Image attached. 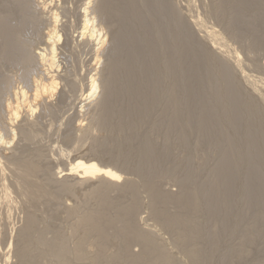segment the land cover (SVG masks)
Here are the masks:
<instances>
[{
  "label": "rangeland",
  "instance_id": "374dc122",
  "mask_svg": "<svg viewBox=\"0 0 264 264\" xmlns=\"http://www.w3.org/2000/svg\"><path fill=\"white\" fill-rule=\"evenodd\" d=\"M20 1L13 0L10 3L9 0H0V7L3 6V9L0 8V17L6 14L4 11L10 13V15H6L8 19L4 15L6 21H10L11 17L14 18H12V22L8 23L7 21L8 26L17 32L16 35L19 33L17 38L22 35L23 39L19 40L24 41L27 49L31 52H34L40 45L44 47L43 38L47 33L45 31L52 27V24H49L52 21L49 14L51 12L58 13L57 10L61 9L62 13L59 11L58 22L62 23H57L59 26L61 25V27L57 25V29L59 28L57 32L63 34V40L60 41L61 46H58L60 50L57 49L56 61L57 66L60 64V68H58L62 72L63 70L67 73L70 72L71 78L73 77L72 81L75 79L73 81L75 86H72L73 89L67 88L65 94L60 96V92L64 89L61 90L63 84H60L59 90L61 91L58 90L50 100V109H46L40 114L39 112L34 114V118L30 117L29 121L32 122L34 119L36 121H33L35 122L36 137L30 143L25 142L20 138L21 136L19 137L18 128H15L20 123L23 124V117L18 120V123H14L17 124L16 126L14 124L11 126L5 110L10 94L14 91L28 87V90L26 89L28 96L30 92H34L33 84L27 78L30 77V72L27 73L28 69L23 68L22 64L15 61V63L13 61L10 63L9 59L6 60L5 57H2L3 55H0V59H3L0 60V63L4 64V68L0 66L1 75L6 71L8 73L4 74L8 76L7 78L11 76L9 78L11 85L6 88L9 87V90L5 89L3 92L0 90V128L2 129H0V138L3 137L7 141L5 153L2 151L3 149L0 150V153L1 157L4 154L6 156L2 157V159L4 158L2 162L5 169L6 185L10 191V199L4 202V208L2 206L0 208V264L22 263L19 262V256H16L20 250L26 248L20 232H23L22 228L28 220V215L32 214L35 227H32L33 239L30 236L29 240L30 242L34 241L33 244L36 242L38 246L32 245V242H29V245L40 255L38 256L35 250H32L35 259L38 257V260H43L44 264L59 263L58 259H52L56 258L55 256L50 257L46 250L44 252L42 250L45 248L42 247V244H45L42 243L43 241L46 242L45 246L48 249L47 244L54 238L57 240L59 234L65 238V242L68 244L69 264H94L93 258H96L98 251L94 246L93 237L83 240L84 237L81 239L84 235L83 228L80 229L79 226L74 228L77 219L84 210L79 205V200L74 199L66 189L62 190L59 185L61 182H72L66 178L65 171L77 158L92 159L102 166L109 165L119 174L121 173V178L117 182L119 187L125 185V189L129 186L135 189L137 205L133 215L134 221L143 230L145 229L144 231L149 237L156 241L159 249L166 254L165 264H264V0H134L133 2H137V5L134 6L141 13L143 21H141L142 19L132 20L133 22L125 21L126 17L123 11L126 8L125 5L119 3V7L116 6L119 10L117 8L114 10L118 14L104 16L106 13L99 11L98 14L102 18L100 19L99 15H96L99 18L95 17L98 12L95 10L98 0ZM26 1L35 4L30 3L31 6ZM88 2L89 9L95 5V9L93 8L95 13L93 12L90 17L92 18L94 15L92 20L96 25L98 24L97 28L101 25L99 28L101 31L104 30V34H102L106 36L104 38L107 39L106 34H111L114 27H121L124 21L129 24L132 22L130 24L132 29L136 26V28L147 27L150 39L156 46L157 54L160 53V56L156 54L154 59L139 54L134 61L129 59V62L125 54L120 58L121 61L118 60L117 64L120 70L118 79L122 83L138 74L141 75L140 77L137 75L139 80L143 78V82H139L138 86L142 87L147 83L151 88H148L146 84V90L144 87L141 88L142 90L138 88L137 96L132 93V96L121 95L115 108L117 112L113 111L108 116L109 119L104 117L106 119L103 121L100 111L97 114V110L100 101L103 100L101 94L103 93V90L101 92L103 77L101 76H104L102 73L104 74L107 68L106 59L110 53L111 35L108 34L110 39H107L105 49L97 43H93L95 46L90 44L91 46L88 47L81 40L80 33L84 26L83 8ZM45 3L47 7L51 6L49 3L53 4L52 8L48 7L47 12ZM39 4L42 8L39 7ZM55 5L56 8L58 5L63 7L56 10ZM148 6L151 10H148L147 13ZM153 6L154 8H151ZM8 7L16 8V10L14 9L13 12L10 9V11ZM43 7L45 8L43 9ZM121 7H124L123 10ZM7 9L10 12L6 11ZM19 9L20 11H18ZM23 9L26 11L25 13L22 12ZM93 9L90 11L92 12ZM53 10L55 11L53 12ZM41 11H45L47 14L44 12L43 14ZM39 15L41 16L39 17ZM148 15L152 17H148ZM18 17L23 18V23L21 20L19 23ZM106 18L112 20L111 22L115 21L114 24L116 23L117 26L111 22L109 24V20L107 22ZM154 21H156L155 25ZM34 22L35 25H33ZM26 23L28 26L23 25ZM140 23L142 24L140 25ZM16 24L21 27L18 29L22 30L17 31ZM151 25L157 30L155 31ZM109 26L114 29L112 30ZM150 27L155 32L151 31ZM62 28L66 31L60 33L63 31ZM30 29L32 30L30 31ZM211 32L214 34L212 36L215 34L220 36L215 37L216 40L222 39L220 42L222 46L213 47L211 37H208V34H212ZM170 33L173 36H170ZM66 35L68 37L63 38ZM41 37L43 38L41 39ZM25 39L28 41L25 42ZM64 39L67 40L66 43H64ZM75 39L79 42L74 41ZM150 39L147 38L148 42ZM134 43H130L128 49L123 46V49L129 51L132 47L138 46V43L131 45ZM98 47L103 48H100L99 51H107V53L101 55V52L97 51ZM169 47L176 49L172 57H177V60L180 61L178 63L174 61L173 65L178 66L181 63L179 67L174 66V70H172L175 76L174 81L170 79V72H165L166 75L168 74V78L161 73L164 80L167 79L168 82L169 79V82L173 83L170 85H168L169 82L167 84L159 77L160 71L163 72L161 58L164 57V53L170 51ZM161 51L164 53L162 54ZM96 55H101V59H105L97 61ZM4 60H6V64L3 63ZM153 62H156L157 70L155 69L156 71L151 73L147 77V82L144 83L145 68L152 65ZM133 63H137L138 69L133 66ZM39 64L37 63L38 68ZM93 67L98 68L97 70L95 68L94 71ZM65 68H68L67 71ZM175 69L178 71L176 72ZM23 70L27 71V76ZM62 72L60 71V73ZM51 73L49 76L59 74ZM96 73L98 74L96 75ZM5 75L3 76L5 77ZM91 76L98 79L101 84L100 90L97 91L96 98L84 102L83 97L86 98L84 93L87 92ZM25 78L26 80L23 81ZM164 83L165 86L167 85L166 87ZM26 85L28 86L26 87ZM173 96L176 97L175 102H173ZM139 97L145 99L142 105L140 104L137 108L142 100ZM57 98L58 100H56ZM75 103L76 105H74ZM82 105L84 106L82 107ZM176 110L178 112L174 116ZM8 123L10 124L7 126ZM12 130L18 134L12 136ZM131 144H135V146H131ZM118 147H123L121 150L124 151L125 156L123 155L120 159L123 160L121 164H114L112 161H114ZM91 149L93 150L91 151ZM95 151L97 152L96 156ZM98 151H101L102 156L98 155ZM37 159L39 161H36ZM34 161L38 162V166L40 163L39 168L41 169L40 172L31 174L25 165ZM61 171L65 172V175L60 174ZM86 184L77 188L79 197L83 192L82 200H85L84 191L89 192L92 185L87 184L85 187ZM184 189L188 190V196L191 195L192 198H189L193 199V195L198 198V207L196 206L193 211L190 208L184 211V215H188V217H186L187 215L184 217L191 218L188 221L190 224L187 223L188 229L197 231L195 240L188 243L183 240L179 229L169 228L171 229L169 230L166 223L156 219L155 212H153V193L179 196ZM119 190L110 189L109 196L113 201L119 199ZM164 208L170 216L178 213V207L173 202L166 203ZM122 226V222L115 224L118 229H121ZM18 239L21 240L20 243H18ZM80 239L85 243L86 249H84L85 252H82L84 258H78L80 257L78 255ZM22 241H24L23 245ZM120 242L123 244V241L120 240ZM143 247L142 243H132L130 252L135 256L141 255L144 253L145 247ZM40 248L42 249L40 250ZM31 249L29 250L31 251ZM40 252H43V256ZM114 252L115 249L112 247L106 249L107 256L114 257ZM189 252L195 254L198 252V254L192 258ZM46 255L50 258L48 259ZM4 258H8L7 263ZM117 259L110 258L109 264H127L126 259V261L124 259L117 261ZM20 261L23 260L20 259ZM22 264L27 263L24 261Z\"/></svg>",
  "mask_w": 264,
  "mask_h": 264
},
{
  "label": "bare ground",
  "instance_id": "6f19581e",
  "mask_svg": "<svg viewBox=\"0 0 264 264\" xmlns=\"http://www.w3.org/2000/svg\"><path fill=\"white\" fill-rule=\"evenodd\" d=\"M10 1V3H11V1H13V0H9ZM20 1V0H19ZM31 1V0H30ZM30 1H26L27 3H28V5L31 3ZM46 1V0H45ZM48 1H50V2H53V1H55V0H48ZM58 1V0H57ZM57 1H55V2H57ZM64 1H66V0H64ZM88 1V0H87ZM91 1V0H90ZM96 1V0H95ZM134 0H121L120 2H119V0H98V3H97V7H96V9L94 8L95 7V5H94V9L95 10H97L96 12H97V14H95V17H96V15H99L98 13H99V11H103L104 13H106V15H104V16H107V14H110V16L112 15V14H114V15H116L115 13H117V11L116 12H114V10H116V6H118V3L119 4H123V5H125V11H123V14H124V16L126 17V19H125V21L126 20H128V21H132V20H136V21H139V20H141L142 18V15H141V13H139L138 12V10L136 9V6H134L137 2H133ZM148 1V0H147ZM146 1V2H147ZM155 1H157V0H155ZM154 1V2H155ZM15 2V1H14ZM21 2V1H20ZM36 2V1H35ZM38 2H40V0L38 1ZM60 2H61V0H60ZM67 2V1H66ZM4 3V2H3ZM6 3V2H5ZM9 3V2H8ZM16 3V2H15ZM15 3H12V4H15ZM25 3V2H24ZM27 3H25V4H27ZM34 3V2H33ZM44 3V2H43ZM63 3V2H62ZM65 3V2H64ZM91 3V2H90ZM94 3V2H93ZM7 4V3H6ZM32 4V3H31ZM30 4V5H31ZM35 4V3H34ZM34 4H32V5H34ZM48 4V3H47ZM51 6L53 5L52 3H49ZM55 4V3H54ZM70 4V3H69ZM96 4V3H95ZM155 4V3H154ZM158 4V3H157ZM156 4V5H157ZM1 5V4H0ZM8 5V4H7ZM15 5H17V4H15ZM21 5H23V4H21ZM31 5V6H32ZM45 5V7H47L46 6V3L44 4ZM43 4H42V6H44ZM64 5V4H63ZM85 5H86V3H85ZM137 5V4H136ZM147 5H149V4H147ZM12 6V5H11ZM38 6V5H37ZM36 6V7H37ZM49 7V8H52V7ZM120 6H122V5H120ZM191 6V5H190ZM10 7V6H9ZM8 7V9L10 10V9H12V7L11 8H9ZM14 7V6H13ZM29 7V6H28ZM39 7H40V4H39ZM45 7H43V9L45 8ZM48 7H47V9H46V12L48 11ZM58 8H56V5H55V9L57 10V9H59L60 7H63L62 5L59 7V5L57 6ZM119 7V6H118ZM149 7V6H148ZM147 7V8H148ZM169 7V6H168ZM1 9H3V6L2 7H0ZM27 8V7H26ZM25 8V9H26ZM40 8H42V7H40ZM90 8H91V5H90ZM92 8V9H93ZM124 8V7H123ZM123 8L121 7V9L123 10ZM138 8H140V7H138ZM145 8H146V6H145ZM151 8H154V6L153 7H151ZM159 8V7H158ZM157 8V9H158ZM1 9H0V11H1ZM6 10V11H9V10ZM15 10H16V8H14ZM14 9H12L13 10V12H14ZM42 9V10H43ZM65 9V8H64ZM84 9V13H83V16H84V20H83V24H84V26H83V29H82V31H81V33H80V38H81V40H83L84 41V43H85V45L87 44L88 45V47L89 46H91L93 43H97L99 46H101V47H104L105 45H106V42H108V38H109V35H111L110 36V38H111V44L110 43H108V44H110V50H109V55H107L108 57H107V59H106V61H107V64H106V62H105V64L107 65H105L107 68H106V70H105V72H104V74L102 73V75H104V76H101V77H103L102 78V81H101V83H102V86L103 87H101V92H102V90H103V93H101L102 94V96H103V100H101L100 101V104L98 105V110H97V114H99L98 112L100 111V113H101V115H102V121H103V119H104V117H108L110 114H112V112L113 111H115V108H116V105H117V101L119 100V97H121V95H131V93L132 94H136V93H138V88H140V90H142L141 88H143L144 87V89L146 90L147 89V87H148V84L146 83L147 81V77L151 74V73H153V72H155L157 69H156V65H155V63L153 62V64L152 65H150L149 67H147V68H145L146 70H145V72H144V77H145V82L144 83H146L147 84V87L145 88V85L146 84H144V86H142V87H139L138 86V84H140V83H142L143 82V78L141 79V80H139V78H137V75L136 76H134V77H131V79H128L126 82L125 81H123V82H125V83H122V81H120L119 79H118V76H120L119 74H120V70L118 69V64H117V62H118V60L120 59V58H122L123 56H125V54H126V56L128 57L127 59H128V61L130 62V60L132 59L133 61H134V59L137 57V55H146L147 57H150V58H153L154 59V57H155V55L157 54V51H156V46H155V44L154 43H152V41H151V39H150V36H149V31H148V29H147V27H143V26H141V27H138V28H136L135 27V25H134V29H132L131 27H130V24H132V22L129 24V22H126V23H124L123 22V25H121V27H119V28H116V27H114V28H112L111 26H109L110 28H112V32H111V34H109V33H107L106 35H107V39L106 38H104V37H106V36H103L102 34H104L103 33V31H101V29L99 28H97V25H96V23L95 22H93V20H92V18L94 17V15H93V17L91 18L90 17V15H92L93 14V12H94V9H93V11L91 12L90 10H92V9H89V2H88V4L86 5V7L85 8H83ZM99 9V10H98ZM118 10H119V8H117ZM142 9V8H141ZM41 10V9H40ZM61 10V9H60ZM60 10H57L58 11V13H59V11ZM63 10V9H62ZM148 10H151L150 9V7H149V9H147V13L149 12ZM169 10V9H168ZM4 11V10H3ZM11 11V10H10ZM9 11V12H10ZM18 11H20V9L18 10ZM34 11H36L35 9H34ZM50 11V10H49ZM55 10H53V12H54ZM64 11V10H63ZM12 12V13H13ZM22 12H26V11H24V9L22 10ZM33 12V11H32ZM31 12V13H32ZM42 12V11H41ZM44 13H46L45 11H43ZM42 12V13H43ZM114 12V13H113ZM150 12H152V11H150ZM161 13H162V11H160ZM4 13H6V14H4L5 16L6 15H10V13H8V12H5L4 11ZM20 13V12H19ZM43 13V14H44ZM57 12H54V13H52L51 12V14H49V15H51V19H52V23L50 22L49 24H52V27H51V29L47 26V28H49L48 30H44L45 32H47V33H45L46 35H45V38H43V37H41V39L43 38L44 40H45V42H44V40H43V45H44V47L43 46H39V48H41L40 50H39V48H35L36 50H37V52H36V50H34V52H31V51H29V49H27V47H26V43H24V41H22V40H19L20 38H22L21 36L22 35H20V38H17V36L19 35V33H18V35H16V33L17 32H15V30L12 28V27H10V26H8V23L9 22H12L13 20H12V18L13 17H11V19H10V21H8V23H7V21L5 20V16L3 15L2 17H0V55H3L2 57L4 58L5 57V59L6 60H8L10 63H11V61H13V63H20V65L22 64L23 65V68H27L28 69V72L27 71H24L23 70V72H24V74L27 72V73H29L30 72V74H29V76L30 77H27V78H29L30 79V82L33 84V86H34V88H33V86H32V90L34 89V92H33V95H31V93L32 92H30V95L28 96L27 94V86L28 85H26V87L27 88H23L22 87V89L21 90H17V91H14L13 93H11L10 94V97H9V103H7L6 104V113L8 114V117H7V119L9 120H7L8 122H10L11 123V126H13V124L14 123H18V120L20 119V118H22L23 119V124L22 123H20L18 126H16L15 124H14V126H16L15 128H18L17 130H18V132H19V134L18 133H16V131H13V135L12 136H16V134H18L19 135V137L22 139V140H24L25 142H31V140H34L35 139V137H36V135H35V132H34V125H35V119L34 120H32V122L31 121H29V119H30V117L32 118H34L35 116H34V114L36 115V113L38 114V112H39V114L40 113H43L44 112V110H49L50 108H49V105H50V100H52L53 99V97L55 96V94L58 92V90L60 89L59 87H60V84H63L62 86H64V87H62L61 86V90H59V91H61L60 92V96H63L64 94H65V92H66V89L67 88H69L70 87V89L72 88V86H75V84L73 85V81L75 80H73L72 81V79H73V77L71 78V75L69 74L70 72H69V70H68V72L69 73H67V72H64V70H63V72H62V70H60L59 68V65L57 66V49H58V46H61V43H60V41H62L63 39H62V35L63 34H59L58 32H57V30L59 29H57V23H60V21L58 22V18H59V15H60V13H62L61 11H60V13L58 14ZM65 13H67V11H65ZM70 13V12H69ZM95 13V12H94ZM121 13V12H120ZM160 13V14H161ZM34 14V13H33ZM36 14H38V13H36ZM47 14V13H46ZM118 14V13H117ZM156 14V13H155ZM2 15V14H1ZM48 15V16H49ZM61 15H63V14H61ZM66 15V14H65ZM171 15V14H170ZM174 15V14H173ZM14 16V15H13ZM33 16V15H32ZM41 15H39V17H40ZM43 16V15H42ZM45 16V15H44ZM47 16V15H46ZM47 16V17H48ZM101 15H99V17H100ZM110 16H109V18H110ZM123 16V17H124ZM149 16H151V15H148V17ZM154 16V15H153ZM163 16V15H162ZM36 17V16H35ZM98 17V16H97ZM96 17V18H97ZM98 17V18H99ZM103 17V16H102ZM114 17V16H113ZM112 17V18H113ZM116 17V16H115ZM124 17V18H125ZM152 17V16H151ZM165 17V16H164ZM192 17V16H191ZM195 17V16H194ZM200 17V16H199ZM6 18H7V16H6ZM10 18V17H9ZM19 19H17V20H19V23H21L22 22V19H20V17H18ZM65 18V17H64ZM120 18V17H119ZM128 18V19H127ZM154 18V17H153ZM8 19V18H7ZM14 19V18H13ZM26 19V18H25ZM36 19V18H35ZM41 19V18H40ZM48 19H50V18H48ZM94 19V18H93ZM100 19H102L101 17H100ZM107 19V22H108V20H109V24H110V22L112 21H110V19H108V18H106ZM115 19V18H114ZM114 19H113V21H114ZM123 19V18H122ZM151 19V18H150ZM20 20H21V22H20ZM32 20V19H31ZM37 20V19H36ZM47 20V19H46ZM152 20V19H151ZM201 20V19H200ZM15 21V20H14ZM103 21H104V18H103ZM106 21V20H105ZM136 21H134V22H136ZM141 21H143V19L141 20ZM140 21V22H141ZM164 21V20H163ZM197 21V20H196ZM204 21V20H203ZM18 22V21H17ZM99 22V21H98ZM115 22V21H114ZM114 22H111V23H113L114 24ZM120 22V21H119ZM156 21H154V25L156 24L155 23ZM205 22V21H204ZM23 23V22H22ZM62 23V22H61ZM60 23V24H61ZM68 23V22H67ZM71 23V22H70ZM94 23H95V25H94ZM164 23H165V21H164ZM194 23V22H193ZM197 23V22H196ZM203 23V22H202ZM103 24H105V23H103ZM138 24V23H137ZM142 23H140V25H141ZM151 24H152V22H151ZM161 24V23H160ZM177 24V23H176ZM176 24H175V27H176ZM199 24V23H198ZM204 24V23H203ZM18 24H16V26H17ZM23 25H27L28 26V24L26 23V24H23ZM33 25H35V22H34V24ZM41 25V24H40ZM63 25V24H62ZM114 25H116V23L114 24ZM144 25V24H143ZM159 25V24H158ZM26 26V27H27ZM59 26V25H58ZM117 26V25H116ZM169 26V25H168ZM196 26V25H195ZM25 27V28H26ZM31 27V26H30ZM45 27V26H44ZM59 27H61V25L59 26ZM151 27H153V29H154V26L153 25H151ZM150 27V28H151ZM165 27V26H164ZM175 27H174V31H175ZM18 28H21V27H19V26H17V28L16 29H18ZM23 28V27H22ZM39 28V27H38ZM46 28V29H47ZM70 28V27H69ZM108 28V27H107ZM109 28V29H110ZM157 28V27H156ZM177 29H178V27H176ZM36 29V28H35ZM63 29V28H62ZM103 29H105V28H103ZM176 29V30H177ZM20 30H22V29H20ZM19 29L17 30V31H20ZM32 29H30V31H31ZM65 29H63V31H61L60 33H63V32H65L64 31ZM72 30V29H71ZM155 31L157 30V29H154ZM154 30H152V28H151V31H154ZM169 30V29H168ZM28 31V30H27ZM154 31V32H155ZM170 31V30H169ZM209 31V30H208ZM21 32H23V31H21ZM26 32V31H25ZM109 32H110V30H109ZM171 32V31H170ZM176 32V31H175ZM174 32V33H175ZM210 32V31H209ZM208 32V33H209ZM38 33V32H37ZM42 33V32H41ZM68 33V32H67ZM66 33V34H67ZM167 33V32H166ZM212 33V32H211ZM109 34V35H108ZM169 34V33H168ZM71 35V34H70ZM172 35V33H170V36ZM209 36L208 37H211L210 38V40H211V43H212V45H213V47H218V46H220L221 45V40L220 39H218V40H216L217 38H218V36L219 35H217V34H215V36L217 37H215V36H212V35H214L213 33L210 35V34H208ZM37 36H38V34H37ZM65 36V35H64ZM161 36V35H160ZM169 36V37H170ZM173 36V35H172ZM19 37V36H18ZM25 37V36H24ZM27 37V36H26ZM68 36L66 35V37H63V38H67ZM164 37V36H163ZM205 37V36H204ZM220 37V36H219ZM109 38V39H110ZM147 38H149L150 39V41L148 42V40H147ZM173 38V37H172ZM172 38H171V40H172ZM23 39V38H22ZM34 39V38H33ZM39 39H40V37H39ZM27 39H25V42H27L26 41ZM80 40V41H81ZM167 40V39H166ZM206 40V39H205ZM209 40V39H208ZM22 41V42H21ZM69 41V40H68ZM74 41H78V40H74ZM134 41H135V43H134ZM30 42V41H29ZM42 42V41H41ZM67 42V40L66 39H64V43H66ZM79 42V41H78ZM162 42H163V40H162ZM166 42V41H165ZM171 42V41H170ZM38 43H40V42H38ZM60 43V44H59ZM70 43V42H69ZM77 43V42H76ZM130 43H134V44H131V45H135L136 43H138V46H135V48H131V50H124L123 48L126 46L127 47V49H128V46H130ZM28 44V43H27ZM83 44V43H82ZM91 44V45H90ZM70 45V44H69ZM28 46V45H27ZM67 46V45H66ZM93 46H95L94 44H93ZM92 46V47H93ZM124 46V47H123ZM222 46V45H221ZM36 47V46H35ZM100 47V48H101ZM108 47H109V45H108ZM126 47H125V49H126ZM173 47V46H172ZM175 47V46H174ZM224 47V46H223ZM62 48V47H61ZM99 47L96 49L97 51H99V49H100ZM107 48V47H106ZM167 48V47H166ZM68 49V48H67ZM101 49H103V48H101ZM100 49V50H101ZM104 49H105V47H104ZM170 51L169 52H167V50H166V54L164 53V52H162V54L164 53V57H162L161 58V60H162V65H163V72H161L160 71V80H161V78L163 77V75H164V77H165V75H166V73L165 72H167V73H169L170 74V79H172L173 81L175 80L174 78H175V76H174V72H172V70H174V66L175 65H173L174 64V61H175V63L177 62L178 63V61H179V59L177 60V57H175L176 58V60H175V58H173L172 57V55L174 54V52H176V49L175 48H172L171 49V47H169L168 48ZM39 50V51H38ZM58 50H60V48L58 49ZM71 50V49H70ZM64 51V50H63ZM68 51V50H67ZM125 51V52H124ZM160 51V50H159ZM158 51V52H159ZM36 52V53H35ZM66 52V51H65ZM99 52H101V51H99ZM61 53V52H60ZM102 53L104 54V53H107V51H104V52H101V55H102ZM160 53H158L157 55H159ZM100 55V56H101ZM61 56V55H60ZM59 56V57H60ZM99 55H96V60L98 61H100V59H101V57H100ZM160 56V55H159ZM228 56V55H227ZM103 57H104V55H103ZM226 57V56H225ZM0 58H1V56H0ZM94 58V59H95ZM159 58V57H158ZM60 59V58H59ZM65 59V58H64ZM102 59H105V58H102ZM101 59V60H102ZM130 59V60H129ZM141 59V58H140ZM1 61L3 60V59H0ZM6 60H4V62L3 63H5L6 62ZM96 60H95V62H96ZM160 60V59H159ZM159 60H158V62H159ZM15 61V62H14ZM38 61V62H37ZM59 61H62V60H59ZM93 61V60H92ZM120 61H121V59H120ZM146 61V60H145ZM145 61H144V67H145ZM149 61V60H148ZM147 61V62H148ZM151 61V60H150ZM153 61V60H152ZM156 61V60H155ZM40 63L39 64V68H38V65H37V63ZM141 62H142V60H141ZM180 62V61H179ZM184 62V61H183ZM182 62V63H183ZM12 63V64H13ZM93 63V62H92ZM151 63V62H150ZM6 64V63H5ZM99 64V63H98ZM134 65V67H136V65H137V63H133ZM181 64V63H180ZM180 64L177 66V67H179L180 66ZM7 65H8V63H7ZM16 65H19V64H16ZM92 65H94V64H92ZM117 65V66H116ZM0 66H2V68H4V64L2 65V62L0 63ZM6 66V65H5ZM9 66H10V64H9ZM13 66V65H12ZM129 66V65H128ZM131 66H132V61H131ZM175 66V67H176ZM14 67V66H13ZM59 67V68H58ZM15 68V67H14ZM16 68H17V66H16ZM22 68V69H23ZM41 68V69H40ZM94 68V71H95V68L96 67H93ZM98 68V67H97ZM97 68H96V70H97ZM105 68V67H104ZM137 68V67H136ZM1 69V68H0ZM19 69V68H18ZM21 69V68H20ZM21 69V70H22ZM66 69V68H65ZM68 69V68H67ZM67 69H66V71H67ZM138 69V68H137ZM156 69V70H155ZM20 70V71H21ZM26 70V69H25ZM91 70H93V69H91ZM176 70V69H175ZM182 70V69H181ZM181 70H180V72H181ZM3 71V70H2ZM5 71V70H4ZM60 71L62 72V73H60ZM71 71V70H70ZM178 70H176V72H177ZM190 71V70H189ZM6 72V71H5ZM4 72V73H5ZM11 72V71H10ZM13 72V71H12ZM51 72H55V73H59L58 75L57 74H55V75H53V76H49V73H51ZM103 72V71H102ZM4 73H2L3 75H5L6 73H8V72H6L5 74ZM16 73V72H15ZM14 73V74H15ZM26 73V76L28 75ZM161 73L163 74L162 75V77H161ZM21 74V73H20ZM19 74V75H20ZM23 74V75H24ZM51 74H53V73H51ZM98 73H96V75H97ZM134 74V73H133ZM158 74V73H157ZM177 74V73H176ZM179 74V73H178ZM185 74V73H184ZM3 75H1V70H0V90H1V92H3V90H5L6 88H7V86L9 85H11V84H9L10 82L9 81H11V79L9 80V78L11 77H9V78H7L8 76L7 75H5V77L3 76ZM10 75V74H9ZM92 75V74H91ZM96 75L94 76L95 78H96ZM135 75V74H134ZM153 75H155V74H153ZM168 75V74H167ZM167 75H166V77H167ZM14 76V75H13ZM21 77H22V75H20ZM76 76V75H75ZM74 76V77H75ZM139 76V75H138ZM141 76V75H140ZM139 76V77H140ZM156 76V75H155ZM154 76V77H155ZM248 76V75H247ZM24 77V76H23ZM93 76H91L90 77V79H89V84H88V89H87V92L86 93H84L85 94V97L86 98H84L83 97V101L85 102V101H89L90 99H92V98H96L97 96V91L98 90H100L99 88H100V85L101 84H99V81H98V79H95ZM20 78V77H19ZM76 78V77H75ZM98 78H100V77H98ZM120 78V77H119ZM156 78V77H155ZM168 78V77H167ZM178 78H179V75H178ZM180 78H181V74H180ZM13 79V78H12ZM101 79V78H100ZM122 79V78H121ZM157 79V78H156ZM163 79V81L164 82H167V79L166 80H164V78H162ZM176 79H177V77H176ZM251 79V78H250ZM24 80H26V78L25 79H23V81ZM126 80V79H125ZM179 80V79H178ZM13 81V80H12ZM98 81V82H97ZM171 81V80H170ZM180 81V80H179ZM27 83L29 82V80L28 81H26ZM140 82V83H139ZM162 82V81H161ZM168 82H169V79H168ZM168 82H167V84H168ZM22 83V82H21ZM158 83H159V81H158ZM172 82H169V84L168 85H170ZM246 83V82H245ZM25 84V83H24ZM157 84V83H156ZM173 84V83H172ZM164 86H165V83H164ZM167 86V85H166ZM165 86V87H166ZM261 86V85H260ZM264 86V85H263ZM25 87V86H24ZM29 87H30V85H29ZM150 87V86H149ZM148 87V88H149ZM18 88H19V86H18ZM103 88V89H102ZM151 88V87H150ZM155 88V87H154ZM159 88V87H158ZM184 88V87H183ZM11 89V88H10ZM14 90H15V86H14V88H13ZM27 89V90H26ZM73 89V88H72ZM143 89V90H144ZM170 89H172V87H170ZM169 89V90H170ZM181 89V88H180ZM6 90H9V87H8V89H6ZM139 90V92H142V91H140ZM157 90V89H156ZM185 91V90H184ZM70 92V91H69ZM76 92V91H75ZM82 92V91H81ZM81 92H79V93H81ZM84 92V91H83ZM144 92H146V91H144ZM143 92V93H144ZM71 93V92H70ZM77 93V92H76ZM83 94V95H84ZM264 94V93H263ZM124 95V96H125ZM9 96V95H8ZM29 98H28V97ZM31 96V97H30ZM57 96V95H56ZM71 96H72V93H71ZM71 96H70V99H71ZM132 96V95H131ZM136 96H137V94H136ZM144 96V95H143ZM57 97H59V96H57ZM180 97V96H179ZM63 98V97H62ZM140 98V97H139ZM173 102H175V99H176V97L175 96H173ZM8 99V98H7ZM55 99V98H54ZM64 99V98H63ZM134 99H137V98H134ZM142 99V100H141ZM144 97H142V98H140V100H141V102L137 105V108H138V106H140V104L142 105V103L144 102ZM2 100V99H1ZM56 100H58V98L56 99ZM76 101V100H75ZM82 101V100H81ZM68 103H69V101H67ZM71 102V101H70ZM61 104H64V103H61ZM174 104V103H173ZM4 105V104H3ZM74 105H76V103L74 104ZM133 105V104H132ZM181 105V104H180ZM80 106V105H79ZM84 105H82V107H83ZM73 107V106H72ZM141 107H143V106H141ZM147 107V106H146ZM2 108V107H1ZM135 108V107H134ZM147 110V109H146ZM3 112V111H2ZM115 112H117V111H115ZM177 110H176V112H174V116H176V114H177ZM4 113V112H3ZM1 114V113H0ZM5 114V113H4ZM24 114V116H22ZM101 115H100V117H101ZM5 115H3V117H4ZM5 118V117H4ZM21 119V120H22ZM106 119V118H105ZM104 119V120H105ZM108 119H109V117H108ZM173 119V118H172ZM5 120V119H4ZM1 121V120H0ZM33 121H35V122H33ZM83 121V120H82ZM21 122V121H20ZM3 123V122H2ZM4 123L6 124V121H4ZM10 123H8L7 124V126L10 124ZM77 123V122H76ZM80 124H81V122H80ZM79 125V124H78ZM80 126V125H79ZM0 127H1V125H0ZM1 129V128H0ZM2 130V129H1ZM2 132V131H1ZM10 132V131H9ZM68 134H69V132H68ZM70 135V134H69ZM3 136H4V134H3ZM11 136V135H10ZM8 137V136H7ZM5 138L3 139V137H1L0 138V150H2L3 152L6 150V146H7V141L5 140ZM12 140V139H11ZM13 141V140H12ZM15 141V140H14ZM20 141V140H19ZM9 142V141H8ZM24 142V143H25ZM126 142H128V141H126ZM22 144V143H21ZM115 144V143H114ZM128 144V143H127ZM126 144V145H127ZM136 144V143H135ZM135 144H131V146L133 145V146H135ZM6 145V146H5ZM18 145H19V143H18ZM119 145V144H118ZM117 145V146H118ZM137 145V144H136ZM108 147V146H107ZM137 147V146H136ZM119 148V147H118ZM121 148H123V147H120L119 149H116V152H115V156H114V161H112V159H109V160H111L112 162H114V164L116 163V164H121L122 163V161L123 160H120L122 157H123V155L125 156V154H123L124 153V151L123 150H121ZM132 148V147H131ZM134 149V148H133ZM148 149V148H147ZM25 150H27V149H25ZM93 149H91V151H92ZM105 150V149H104ZM112 150V149H111ZM150 150V149H149ZM10 151V150H9ZM114 151V150H113ZM113 151H111V152H113ZM132 151V150H131ZM15 152V151H14ZM62 152H64V151H62ZM89 152H90V150H89ZM96 152V151H95ZM95 152H93V153H95ZM99 152V156L101 155L100 154V152L101 151H98ZM108 152V151H107ZM136 152V151H135ZM142 152V151H141ZM5 153V152H4ZM91 153V152H90ZM92 153V154H93ZM127 153V152H126ZM154 153V152H153ZM37 154V153H36ZM106 154V153H105ZM112 154V153H111ZM110 154V155H111ZM148 154V153H147ZM156 154V153H155ZM25 155V154H24ZM64 155V154H63ZM97 155V152L95 153V156ZM136 155H138V154H136ZM153 155V154H152ZM4 156H5V154H4ZM3 155H2V157H4ZM12 156H14V155H12ZM22 156H23V154H22ZM35 156H37V155H35ZM98 156V157H99ZM102 156V155H101ZM126 156H128V155H126ZM135 156V155H134ZM2 157H1V153H0V208H1V206L3 207L4 206V202H7L9 199H10V191H9V187H7V185H6V181H5V173H4V166H3V162H2V160L6 157H4L3 159H2ZM16 157V156H15ZM14 157V158H15ZM27 157V156H26ZM66 157V156H65ZM110 157V156H109ZM135 157H139V156H135ZM17 158V157H16ZM25 158V157H24ZM37 158H38V156H37ZM7 159V158H6ZM13 159V158H12ZM25 160V159H24ZM29 160V159H28ZM41 160V159H40ZM36 161H39L38 159L36 160ZM54 161V160H53ZM70 161V160H69ZM7 163V162H6ZM42 165H43V163H42ZM123 166V165H122ZM8 167V166H7ZM6 167V168H7ZM25 167H26V169L28 170V172H30L31 174L32 173H37V172H40V169L41 168H39L40 167V163H39V166H38V162H31V163H27L26 165H25ZM38 168H39V171H38ZM46 170V169H45ZM44 170V171H45ZM68 170V171H67ZM65 172L67 173L66 174V178H68V179H70V180H72V182L71 183H68V182H61V183H59V185L61 186L60 188H62V190L63 189H66L67 191H69L70 193H71V195H72V197L74 198V199H78L79 200V205L83 208L82 210H84V211H82V215L77 219V221H76V226H74V228L75 227H77V226H79L80 227V229L81 228H83V232H84V235H82V237H81V239L83 238V240H85V239H89V237H93V243H94V246L96 247V249H97V251H98V253H97V256H96V258H93L94 259V261H93V263L94 264H109V262H110V258H118L117 259V261L119 260V259H126L125 261L127 262V264H128V262H129V264H165V262H166V254H164L160 249H159V246H158V244L156 243V241H154L153 239H151L150 237H149V235L142 229V227H139L136 223H135V221H134V218H133V215H134V211H135V208H136V205H137V203H136V198H135V189L133 188V187H131V186H129V188L128 187H126V189H125V185L122 187V185L119 187L118 186V181L120 180V178H121V173L119 174V172L118 171H116L114 168H111V167H109V165H107V166H102V165H100V164H98L97 162H95V161H93L92 159H90V160H81L80 158L78 159H75V161H73V162H71V164H70V167L67 169ZM65 172H63L62 173V171H61V173L60 174H62V175H65L64 173ZM59 174V175H60ZM61 175V176H62ZM56 177V176H55ZM55 177H54V179H55ZM61 178V177H60ZM96 180V181H95ZM60 181V180H59ZM93 181H95V182H93ZM92 184L91 186H90V188H89V192L87 191V192H85L84 191V194H86V195H84V199L85 200H82L83 198H81V196H83V192H82V195L79 197V195H78V189L77 188H79L81 185H83V184ZM87 184H86V186L85 187H87ZM58 185V184H57ZM59 187V186H58ZM58 187H57V189H58ZM60 188L58 189V190H60ZM112 188H115V189H120L119 191V193H120V197H119V199L118 200H115V201H113L111 198H110V196H109V191H110V189H112ZM152 191V190H151ZM153 192H155V191H153ZM152 192V193H153ZM80 194H81V192H80ZM118 195V194H117ZM153 195V200H154V206H153V212H155V216H156V219H158V220H160V221H162L164 224L166 223V226H168L167 228L169 229V228H176V229H179V232L181 233V235H182V237H183V240L184 241H186L187 243L190 241V242H192V241H194L195 239L194 238H196L197 236V231H192V230H189L188 228V224H190L188 221H189V219H191V218H188V219H186L184 216H186V215H184V211H186L187 209H191L192 211L195 209V207L197 206V199L198 198H196L194 195H193V199H191L192 197H191V195L190 196H188L189 194H188V190H186V189H184L180 194H179V196L177 195V196H173V195H168V194H163V193H153L152 194ZM189 197H191V198H189ZM81 198V199H80ZM87 202V203H83V202ZM169 202H173V203H175L176 204V206L178 207V209H177V211H178V213L176 214V215H174V216H170L168 213H167V211L165 210V204L166 203H169ZM85 204H87L88 206H84ZM198 207V206H197ZM4 208V207H3ZM187 213V212H186ZM154 214V213H153ZM33 215V214H32ZM32 215H28V220H27V222H26V224H25V226H23V228H22V230H23V232L21 231L20 233H21V237H22V240H24V241H22V245L25 243L26 244V248H24V249H22V250H20V252L18 253V255H16L17 257L19 256V262L21 263H23L24 261L27 263V264H44V262H43V260L42 261H39L38 259V257H36L37 259H35L33 256L34 255H32L33 254V252H32V250L34 251L35 249L33 248V247H31V248H33V249H31L30 248V246L31 245H29L31 242H30V240H29V238H30V236H31V238L33 237L32 235H31V233H32V227L34 226L35 227V225H33L34 224V217H32ZM34 216V215H33ZM186 217H188V215L186 216ZM118 222H122V224H123V226H122V228L121 229H118V228H116L115 227V224L116 223H118ZM188 223V224H187ZM56 229V228H55ZM76 229H79V228H76ZM171 229H169V230H171ZM175 229V230H176ZM61 231V230H60ZM59 232V231H58ZM79 232V231H78ZM81 232V231H80ZM79 232V233H80ZM82 232V233H83ZM200 233H201V231H200ZM199 233V234H200ZM33 234V233H32ZM62 234V233H61ZM198 234V235H199ZM58 239L56 240L55 238H54V240L53 241H51L50 240V242L48 243V241H47V245H48V249H47V247L45 246L46 245V242H42V243H45V244H42V243H40V244H42L43 246V248L44 249H42V248H40V250L42 249L43 250V252H44V250H46L47 251V253H48V255L51 257H53V256H55L56 258H52L53 260L55 259V260H57L58 259V261H59V263H57V264H69L68 263V244H66V242H65V238L62 236V235H59L58 234ZM19 237V236H18ZM21 237H19V238H21ZM33 239V238H32ZM79 240L80 241V244H79V246H78V255L80 256V257H78V258H82L83 257V254H82V252H85V250L84 249H86L84 246V241L83 240ZM120 240L121 241H123V244H122V242H120ZM18 243H20V241L21 240H19L18 239ZM79 241H78V243H79ZM24 242V243H23ZM30 242V243H29ZM34 242V241H33ZM33 242H32V245H37L36 244V242L33 244ZM142 243L143 245H144V247H145V249H144V253H141V255H138L137 254V256H135V255H133L131 252H130V246H131V244L132 243ZM18 243H16V244H18ZM18 246V245H17ZM38 246V245H37ZM37 246H35V247H37ZM19 248H20V246H18ZM109 247H112V248H114L115 249V252H114V257H110L109 255L107 256V253H106V249L108 248L109 249ZM143 247V248H144ZM29 249H31V251L29 250ZM38 251V250H37ZM35 252H36V250H35ZM42 252V253H43ZM95 252H96V250H95ZM37 253V255L39 254V252H36ZM36 253H35V256H37L36 255ZM42 253L40 252V254L42 255ZM189 254L191 255L190 257H192V258H195L196 257V255L198 254V252L195 254V253H193V252H189ZM44 255H45V253H44ZM38 256H40V255H38ZM43 256V255H42ZM47 256V255H46ZM49 256H47V258L49 259L50 257ZM84 258V257H83ZM8 258H4V260L6 261V263L8 262V260H7ZM20 259L21 260H23V261H20ZM85 259H88V258H85ZM192 260H194V259H192ZM124 261V262H125ZM21 263V264H22Z\"/></svg>",
  "mask_w": 264,
  "mask_h": 264
}]
</instances>
